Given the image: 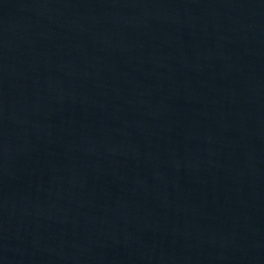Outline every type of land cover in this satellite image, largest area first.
<instances>
[{"label": "water", "instance_id": "95a60500", "mask_svg": "<svg viewBox=\"0 0 264 264\" xmlns=\"http://www.w3.org/2000/svg\"><path fill=\"white\" fill-rule=\"evenodd\" d=\"M0 264H264V0H0Z\"/></svg>", "mask_w": 264, "mask_h": 264}]
</instances>
